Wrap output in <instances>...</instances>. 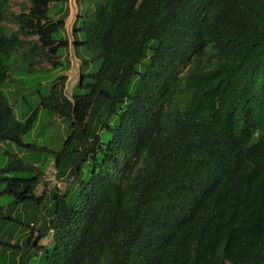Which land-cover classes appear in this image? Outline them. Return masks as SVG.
<instances>
[{"label": "trees", "instance_id": "1", "mask_svg": "<svg viewBox=\"0 0 264 264\" xmlns=\"http://www.w3.org/2000/svg\"><path fill=\"white\" fill-rule=\"evenodd\" d=\"M9 1L0 0V144L36 151L23 138L39 110L17 118L7 60L20 34L62 56L69 0H30L12 33ZM76 7L79 81L69 99L60 76L41 100L69 122L63 149L49 151L65 189L37 193L50 159L16 157L0 170V197L11 198L0 202V264H264V0Z\"/></svg>", "mask_w": 264, "mask_h": 264}, {"label": "rangeland", "instance_id": "2", "mask_svg": "<svg viewBox=\"0 0 264 264\" xmlns=\"http://www.w3.org/2000/svg\"><path fill=\"white\" fill-rule=\"evenodd\" d=\"M50 5L52 6L51 19L56 20L59 15L55 11L58 8L54 7L53 3ZM30 6V0L9 1L8 13L3 22L9 32L18 31L15 16L21 13H29ZM66 6L69 8L70 14L66 20V30L63 35L70 40V46L63 51L62 56H50L47 58L41 50L35 47L41 43L38 36L26 37L20 34V38L24 42L23 48L7 60L10 80L8 81L6 94L10 103H12L17 118L25 122L37 109L39 110L33 129L24 136L23 141L36 146L40 150L26 151L15 145L2 143L0 144V170L16 157L26 164L42 166L45 161L53 158V153H58L63 149L69 136V122L41 108L42 98L47 97L51 93L53 84H60V76L67 78L64 83V93L69 99L72 98L74 87L79 81L81 62L75 54L72 36V26L77 13L75 0H69L68 4H64L63 7ZM25 57L31 58L33 61L32 67L30 62L25 61ZM67 60L70 62V68L66 67ZM57 61H61L63 66L60 65L55 68L53 63ZM99 67L100 65H96L93 71H97ZM55 173L54 162L51 160L45 169L42 184L37 190L38 194L46 193L49 196L52 190L63 191L65 189V178L59 180ZM10 201V197H0L2 204H7ZM50 242L51 236L42 240L40 245L48 246Z\"/></svg>", "mask_w": 264, "mask_h": 264}, {"label": "water", "instance_id": "3", "mask_svg": "<svg viewBox=\"0 0 264 264\" xmlns=\"http://www.w3.org/2000/svg\"><path fill=\"white\" fill-rule=\"evenodd\" d=\"M75 4H76V0H75Z\"/></svg>", "mask_w": 264, "mask_h": 264}, {"label": "built area", "instance_id": "4", "mask_svg": "<svg viewBox=\"0 0 264 264\" xmlns=\"http://www.w3.org/2000/svg\"><path fill=\"white\" fill-rule=\"evenodd\" d=\"M55 175H56V173H55Z\"/></svg>", "mask_w": 264, "mask_h": 264}]
</instances>
